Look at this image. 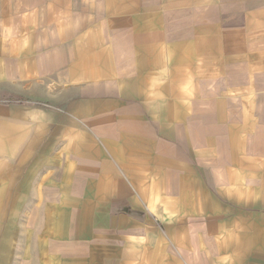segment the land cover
Here are the masks:
<instances>
[{
  "label": "crops",
  "instance_id": "1",
  "mask_svg": "<svg viewBox=\"0 0 264 264\" xmlns=\"http://www.w3.org/2000/svg\"><path fill=\"white\" fill-rule=\"evenodd\" d=\"M0 264H264V0H0Z\"/></svg>",
  "mask_w": 264,
  "mask_h": 264
}]
</instances>
